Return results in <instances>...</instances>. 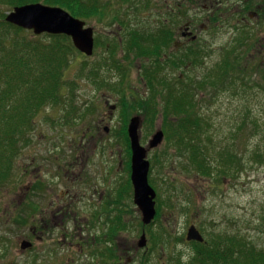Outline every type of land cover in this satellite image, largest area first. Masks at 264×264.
Listing matches in <instances>:
<instances>
[{
    "label": "rangeland",
    "instance_id": "obj_1",
    "mask_svg": "<svg viewBox=\"0 0 264 264\" xmlns=\"http://www.w3.org/2000/svg\"><path fill=\"white\" fill-rule=\"evenodd\" d=\"M242 1L246 0H149L138 12L129 11L128 24L151 29L165 25L173 42L185 43L180 54L172 42L168 53L173 61L191 49L203 56L199 65L189 70L182 65L162 71L170 86L154 81L153 91L144 67L152 69L154 59L137 57L133 49L126 51L125 31L111 18L114 9L125 13L127 6L114 4L104 16L84 20L94 30L97 45L93 55L86 57L75 49L67 57L68 63L57 64L52 58L57 69L62 67L61 96L38 110L26 108L28 116L21 122L23 137L16 150L9 149L12 156L6 169L0 170V264L112 263L108 256L118 240L130 248L122 264L129 257L130 264H192L196 252L185 239L189 224L200 227L209 241L244 238L264 251V164L247 163L239 173L219 180L202 177L186 164L175 137L169 134L172 132L164 130V120L176 128L182 115L169 114L173 111L162 114L173 91L184 90V73L198 81L219 62L221 67L228 52L237 49L236 28L248 21L260 0L248 13L237 15ZM1 11L6 16L11 9ZM256 21L249 27L263 38L264 17ZM187 24L197 36L196 43L188 36L180 38ZM27 34L35 37L32 32ZM36 38L52 41L46 35ZM256 39L252 34L251 40ZM252 46H241L238 58L230 56L234 71L229 75L237 77L236 71L247 66V74L242 72L240 77L244 83L251 82V89L242 91L228 83L216 92H207L206 99L199 95L196 100L200 101L196 112L205 117L209 127L207 137L233 145L246 162L249 150L263 140L258 132L264 124V71L260 70L264 67L257 69L259 62L251 64ZM152 96L159 104L154 108ZM153 109L157 110L155 116ZM133 115L141 119L142 146L148 147L159 129L164 132L162 144L147 153L148 181L159 209L149 225L142 223L129 183L126 132ZM43 221H52V226L45 228ZM143 234L149 247L146 260L144 251L135 253L133 249ZM84 238L99 242L87 249ZM23 239L33 244L30 250H20ZM245 257L248 259V255L240 256L239 261Z\"/></svg>",
    "mask_w": 264,
    "mask_h": 264
},
{
    "label": "trees",
    "instance_id": "obj_2",
    "mask_svg": "<svg viewBox=\"0 0 264 264\" xmlns=\"http://www.w3.org/2000/svg\"><path fill=\"white\" fill-rule=\"evenodd\" d=\"M147 1L149 2V0H0V166L3 167L0 170L6 169L5 166L12 156L9 149L16 150L18 140L23 137V133H21L23 124L21 122L25 121L26 116H28L25 111L26 108L32 107L34 110H38L45 105L53 104L51 102L61 96L59 90L63 84L62 67L57 69L52 63V58L57 64L68 63L67 57L75 50L70 39L63 35H46L52 39L50 43L42 42L36 36L29 37L28 31L7 23L1 9L12 10L22 5L41 3L45 6L64 9L80 20L94 21L110 12L114 8V4L127 6L124 9L125 13L114 9L111 18H114L117 26L125 31L126 51L133 49L137 57L154 59L152 69L147 68V66L144 67V76L149 83V90L153 91V84L151 83L154 81L162 87L170 86L165 84L162 71L179 69L182 65L189 70L191 66L194 68L199 65L203 56L195 49H193L194 51L191 49L188 50V54L185 53L182 58L173 61L174 58L168 53V48L173 42V34L165 25L151 29L146 26L139 27L138 24L136 26L128 24L131 21L129 11L138 12L147 6ZM143 2L145 3L143 4ZM241 3L242 5L236 12L237 15L246 14L250 9H253L252 0ZM263 4L261 3L259 5L260 10H257V19L252 20L248 17V21L243 20L241 26L236 28L239 32V36L237 35L234 40L237 49L228 52L222 66L220 67L219 62L198 81V77L195 80L192 76L184 73V90L182 89L181 92L180 90L173 91L174 94L170 95L167 103L163 106L162 114L173 111L169 114L182 115L176 122V128L164 120L165 129H163L172 132L167 131L175 137L178 150L186 158V164L202 177H215L219 180L239 173L247 166V163L250 165L264 164V124L260 126L258 132L262 135L263 140L260 139V143L249 150V162H246L233 145L223 144L222 140L217 141L208 138L206 129L209 127L205 117L196 112L200 102L196 101L199 95H203L201 100L206 99L207 92H216L219 87L222 89L228 83L236 85L235 89L239 86L242 91L252 88V86H248L251 85V82L244 83L243 78L240 77L242 72L247 74V66L244 71L242 68L241 71L240 69L236 71L237 77H229L232 70L234 71V66L231 68L230 56L236 55L238 58L241 46L253 45V52H249L253 57L251 64L259 62L257 69L264 67V29L262 30L263 38H258V34L252 29L254 27H249L250 23L256 20L258 22L261 17H264ZM212 11L214 13V9ZM241 34L242 36H240ZM252 34L257 37L256 40H251ZM65 40L69 41V44H65ZM178 52L183 54V49L178 50ZM28 64L29 67L25 70L24 67ZM260 70L264 71L263 68ZM216 77L218 78L217 81L215 80ZM258 85L260 84L258 83ZM151 99L150 104L153 108L159 105L154 96ZM155 111L157 112L155 109L151 111L152 116H155ZM257 124L256 120L252 123L255 128ZM238 132H234V135H237ZM260 146L263 148L259 149ZM235 239L237 238L228 239L226 237L221 242V238H219L215 242L214 254L231 256L230 264H264V251L247 242L244 238ZM222 243L224 249L221 247ZM245 255H248V259L245 257L246 260L239 261V257L244 258ZM235 256L238 258H234ZM226 264L228 263L226 262Z\"/></svg>",
    "mask_w": 264,
    "mask_h": 264
},
{
    "label": "water",
    "instance_id": "obj_3",
    "mask_svg": "<svg viewBox=\"0 0 264 264\" xmlns=\"http://www.w3.org/2000/svg\"><path fill=\"white\" fill-rule=\"evenodd\" d=\"M5 21L23 30L32 31L35 36L43 34L68 36L75 49L86 56H91L94 50V30L92 27H85L84 21L75 18L66 10L49 7L43 4H27L15 7L7 13ZM185 35V34H183ZM193 37L192 40H195ZM176 47L180 43L175 44ZM140 120L138 117L131 119L128 125V136L131 147V182L134 192V203L142 215V223L149 225L155 218V190L149 185L148 172L150 163L147 160L148 151L157 148L164 139L163 132L157 131L151 138L148 148L140 144L139 137ZM188 241L202 242L203 238L191 227L187 233ZM146 245L145 235L141 236L139 247ZM32 243L27 239L21 240L20 250L27 251L32 248Z\"/></svg>",
    "mask_w": 264,
    "mask_h": 264
},
{
    "label": "flooded vegetation",
    "instance_id": "obj_4",
    "mask_svg": "<svg viewBox=\"0 0 264 264\" xmlns=\"http://www.w3.org/2000/svg\"><path fill=\"white\" fill-rule=\"evenodd\" d=\"M246 1H250V0H246ZM253 2L252 3H255L257 0H252ZM261 3H264V0H260L257 4H256V10L259 9V5ZM238 4L237 2L234 4L236 5ZM260 10V9H259ZM257 19V16H254V18L252 20H255ZM184 33H182V36H183ZM188 34V33H187ZM187 38V37H185ZM184 38H182L183 40ZM182 45L181 47L179 48V50L185 48V43L184 42H181ZM58 214H56L57 216ZM41 225H44L45 228H48V227H51L52 226V221L51 222H47V221H43L41 222ZM191 226H195L196 229L199 231V233L201 234V236L204 238V234L202 233V229L196 225H193V224H189L188 225V229L191 227ZM187 229V231H188ZM186 231V233H187ZM186 236V234H185ZM82 242L85 246H87V249L89 248V246H91L92 244H95V243H98L99 240H96L95 238L89 240V239H82ZM187 243H189L191 246H193L195 252H196V258L195 260L192 262V264H226V262L228 264H230V260L232 261L231 259V256H228L226 254L222 255V254H214V244L216 241H209L207 240L206 238H204V242L203 243H199V242H195V241H191V242H188L186 240ZM78 246V245H77ZM80 247V246H78ZM123 247V248H122ZM127 246L123 245L121 243V240L117 241V244H116V248L114 249V251L112 250V254L109 253V258H112L113 259V262L111 263H106L105 264H122V259H123V256L125 257L126 254H128V252H130V248H126ZM134 252L137 253V252H141V251H144L143 253V257L144 259L146 260L147 256H148V251H149V247H146L145 249H139L138 247H134ZM224 249V247H223ZM199 252H198V251ZM79 252H82L83 253V250H78ZM128 251V252H127ZM225 252V251H223ZM199 253V254H198ZM131 262V257H129V260H126V263L125 264H130ZM141 264H146V262H143Z\"/></svg>",
    "mask_w": 264,
    "mask_h": 264
}]
</instances>
